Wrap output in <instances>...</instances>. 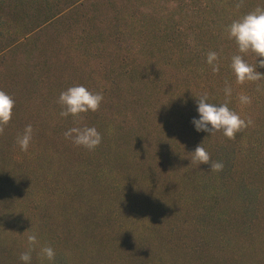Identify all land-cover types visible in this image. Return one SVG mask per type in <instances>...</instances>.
Returning <instances> with one entry per match:
<instances>
[{"label":"trees","instance_id":"trees-1","mask_svg":"<svg viewBox=\"0 0 264 264\" xmlns=\"http://www.w3.org/2000/svg\"><path fill=\"white\" fill-rule=\"evenodd\" d=\"M221 7L225 11H219ZM257 7L264 8V0H0V77L18 84V108L23 116L42 120L47 134L53 131L60 135L51 138L52 145H65L70 149L68 153L75 146L64 136L69 128L86 125L98 130L106 116L101 111L69 116L59 126L65 128L64 133L54 131L51 125H57L44 119L50 110L60 109L51 97L57 81L65 89L66 84L83 85L102 94V101L110 94L121 96L132 108L129 119L144 110L154 121L155 112L150 110H158L156 106L161 107L160 112L168 109L179 113L189 108L193 111L188 112L196 116L195 98L202 93H207L212 103L227 100L228 107L251 124L233 139L221 132L207 136L188 128L187 145L193 150L201 142L210 162H222L223 168L212 171L209 164H203L195 190L186 197L192 214L188 217L190 211L186 209L185 217L203 234L213 236L209 246L224 244L232 250L244 249V261L264 264V154H260L264 139L259 143L258 134L262 132L251 127L264 116V79L236 82L229 64L237 49L226 31L232 20ZM211 51L218 55L219 71L215 73L205 62ZM244 58L255 64L251 53ZM8 73L9 77L4 76ZM17 74L18 80L14 78ZM149 74L155 78L150 80ZM70 75L73 78L68 80ZM97 79L106 81L105 88H100ZM226 83L232 89L227 98L223 91ZM240 95L248 96L250 102L241 104ZM177 117L185 123L192 118ZM122 121L126 122H118ZM262 122L260 126H264ZM125 126L122 123L120 128ZM53 156L40 155L33 161L22 157L18 160V176L32 179L29 166L43 171L53 169L48 165ZM249 165L255 167V173L249 171ZM246 173H253L263 184L256 185ZM24 179L20 180L22 186ZM7 202L0 203L2 225L5 215L13 217L12 202L11 206ZM41 219L35 227L37 233L38 229L50 228L49 219ZM38 244L42 247V242ZM199 246L197 242L194 251ZM27 249L18 246L16 260L12 250L0 244V262L23 264L19 256ZM45 264L53 261L46 260Z\"/></svg>","mask_w":264,"mask_h":264},{"label":"rangeland","instance_id":"rangeland-1","mask_svg":"<svg viewBox=\"0 0 264 264\" xmlns=\"http://www.w3.org/2000/svg\"><path fill=\"white\" fill-rule=\"evenodd\" d=\"M220 9L225 11L224 7ZM152 77L147 76L150 80L155 78ZM14 78L18 80V74ZM72 78L70 75L68 80ZM97 80L100 88H105L106 81ZM59 84L57 81L51 95L54 101L65 90ZM0 90L15 101L11 120L0 127V203L8 200L11 206L12 202L13 211V217L7 214L4 224L0 223V244L3 249L12 250L14 259L18 260V246L28 248L27 234L35 233L42 247L53 248V264H248L244 261V249L232 250L224 244L209 246L213 236L203 234L185 217L189 205L186 197L195 190L193 186L204 166L193 161V150L187 145L186 134L193 126L179 121L177 116L193 117L195 114L188 112L193 110L160 112L161 107L156 106L154 109L159 111L150 110L155 112L154 121L144 110H138L129 119V102L110 94L96 110L106 116L101 121L104 124L98 125L102 126L97 130L100 144L92 150L82 146L75 149L71 141L74 150L68 153L70 149L65 145H52L51 138L60 135L48 130L47 134L42 120L23 116L18 108V84L0 77ZM56 106L60 109L50 110L44 120L57 125L50 124L62 134L65 128L59 126L67 117H61V106ZM148 118L152 122L147 123ZM262 118L251 126L262 132L258 134L259 143L264 139ZM120 119L126 121H122L124 126L127 124L124 129L120 128ZM26 125L32 126V139L28 149L21 151L16 137ZM44 141L48 142L45 146L41 144ZM49 154L54 155L48 162L53 169L43 171L29 166L33 180L23 174L22 178L18 176V160L22 157L33 161L34 157L47 158ZM260 154H264V149ZM248 168L255 173L254 166ZM253 173H246V177L262 185ZM18 203L22 206L18 207ZM187 210L189 217L192 211ZM2 216L3 213L0 219ZM41 218L49 219L50 228L38 229L37 233L35 227ZM197 242L200 246L194 251ZM38 246H33L31 264L46 262L38 255Z\"/></svg>","mask_w":264,"mask_h":264},{"label":"clouds","instance_id":"clouds-1","mask_svg":"<svg viewBox=\"0 0 264 264\" xmlns=\"http://www.w3.org/2000/svg\"><path fill=\"white\" fill-rule=\"evenodd\" d=\"M227 36L232 40L237 49V54L230 58L229 67L235 76L236 82L243 84L245 81L256 82L264 79V8L257 7L237 19L232 20L226 27ZM251 53L255 64H250L244 58ZM217 52L211 51L206 56V63L211 66L213 73L219 71L217 63ZM225 97H230L232 89L227 85L223 89ZM103 99L102 94L91 92L83 85H75L66 88L59 93L57 103L61 106L59 115L61 117H79L83 113L95 112ZM241 104L250 102L249 97L240 95ZM15 101L5 91L0 90V127L8 124L11 120ZM196 116L189 121L193 130L197 133L204 132L211 136L215 132H221L228 139L235 138L236 134L251 124L245 121L236 112L228 107L227 100L224 103H212L207 93L200 94L195 98ZM32 126L26 125L23 132L16 137V143L21 151H26L32 139ZM65 138L71 139L72 143L82 146L88 150L94 149L101 142V135L94 126H77L69 128L64 133ZM193 161L200 164H209L210 170L220 171L223 168L222 162H210L208 152L201 146V142L191 152ZM163 222V221H162ZM26 231V230H25ZM28 249L21 253L19 260L23 264H31V253L33 246L38 243L35 233L27 234ZM39 256L52 261L55 252L50 246H43L39 249Z\"/></svg>","mask_w":264,"mask_h":264}]
</instances>
